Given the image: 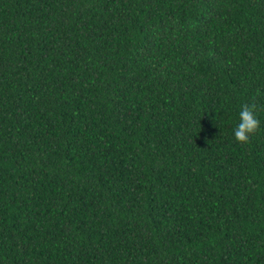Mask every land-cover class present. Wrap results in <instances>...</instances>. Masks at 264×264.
I'll return each instance as SVG.
<instances>
[{"label": "trees", "instance_id": "obj_1", "mask_svg": "<svg viewBox=\"0 0 264 264\" xmlns=\"http://www.w3.org/2000/svg\"><path fill=\"white\" fill-rule=\"evenodd\" d=\"M0 264H264V0H0Z\"/></svg>", "mask_w": 264, "mask_h": 264}, {"label": "clouds", "instance_id": "obj_2", "mask_svg": "<svg viewBox=\"0 0 264 264\" xmlns=\"http://www.w3.org/2000/svg\"><path fill=\"white\" fill-rule=\"evenodd\" d=\"M256 104H245L239 111V123L234 129V139L239 144H246L260 128V121L256 115Z\"/></svg>", "mask_w": 264, "mask_h": 264}]
</instances>
